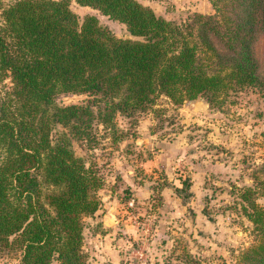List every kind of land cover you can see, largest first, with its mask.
<instances>
[{"label": "trees", "instance_id": "trees-1", "mask_svg": "<svg viewBox=\"0 0 264 264\" xmlns=\"http://www.w3.org/2000/svg\"><path fill=\"white\" fill-rule=\"evenodd\" d=\"M126 25L117 37L95 15L81 22L70 0H0V247L19 264H86L83 217L99 208L100 180L57 124L81 133L95 116L111 124L158 95L173 104L213 98L230 84L264 94L253 43L264 36V0H212L214 13L183 24L137 0H75ZM60 94H85L61 104ZM264 163L240 193L255 243L238 264H264Z\"/></svg>", "mask_w": 264, "mask_h": 264}, {"label": "rangeland", "instance_id": "rangeland-1", "mask_svg": "<svg viewBox=\"0 0 264 264\" xmlns=\"http://www.w3.org/2000/svg\"><path fill=\"white\" fill-rule=\"evenodd\" d=\"M137 1L177 24L214 13L212 0ZM70 8L79 22L95 15L113 35L130 37L125 24L96 9L75 0ZM253 51L264 78L262 34ZM10 87L8 78L0 81V95ZM87 99L60 94L56 100ZM92 110L81 133L57 124L51 135L69 137L101 183L98 210L83 217L86 264H238L256 240L240 193L264 163V94L230 82L213 98L181 105L158 95L135 114H116L111 124L100 123L96 105ZM254 197L264 206L260 193ZM18 254L0 247V264H19Z\"/></svg>", "mask_w": 264, "mask_h": 264}, {"label": "water", "instance_id": "water-1", "mask_svg": "<svg viewBox=\"0 0 264 264\" xmlns=\"http://www.w3.org/2000/svg\"><path fill=\"white\" fill-rule=\"evenodd\" d=\"M196 101V99H192V100H189V101H187V102H195Z\"/></svg>", "mask_w": 264, "mask_h": 264}]
</instances>
